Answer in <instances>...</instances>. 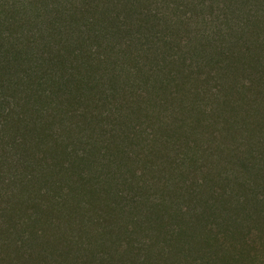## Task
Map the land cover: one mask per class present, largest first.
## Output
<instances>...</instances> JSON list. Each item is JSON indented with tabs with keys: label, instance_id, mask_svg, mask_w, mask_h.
Here are the masks:
<instances>
[{
	"label": "trees",
	"instance_id": "16d2710c",
	"mask_svg": "<svg viewBox=\"0 0 264 264\" xmlns=\"http://www.w3.org/2000/svg\"><path fill=\"white\" fill-rule=\"evenodd\" d=\"M144 2L0 0V264H264V0Z\"/></svg>",
	"mask_w": 264,
	"mask_h": 264
},
{
	"label": "rangeland",
	"instance_id": "374dc122",
	"mask_svg": "<svg viewBox=\"0 0 264 264\" xmlns=\"http://www.w3.org/2000/svg\"><path fill=\"white\" fill-rule=\"evenodd\" d=\"M144 1H145L143 3L144 7L150 6L149 7L150 10L159 14V16H164L160 22V25L163 27H167L169 25L181 22L180 20H183V21L189 23L191 30H194V29L196 30L199 27L202 28V26H205V25H207L208 28L210 27L211 29H213L214 27H217L218 25L225 23L226 20H228V18L232 19L230 16H227L225 10H223V7L218 6V4H215V5L212 4L213 8L211 10L209 8L208 9L205 8L206 5H210L209 3L211 0H205L204 4H202L198 0H169V1H167L168 4H166V2H164V0H144ZM221 7H222V10H221ZM220 14H221V18L218 19L217 17H220ZM225 16H227L228 18H224ZM240 22H241V18H240V21H238L237 23H240ZM231 23H235V20H232ZM185 33H186V35L188 34L187 32H185ZM214 34H215V32H214ZM187 39H189V38H187ZM141 60H143V59H141ZM206 70H208V69L206 68ZM53 220L55 222L58 221V219H56L55 217L53 218ZM99 221H100V219H99ZM73 222H74V220H73ZM24 225H26V224L23 223L22 226L24 227ZM71 225L70 226L61 225V227L64 228L65 233L68 231V234L70 235V237H72L75 241L80 242V243H82L83 241L85 242V239L82 238V233L79 234V232H77V231H72ZM94 226H96V225H94ZM26 227H28V225H26L24 228H26ZM35 227H32V228H34L35 231H38L37 226H35ZM43 227L44 226L39 225V229H41ZM48 231H49V233H46L47 238H49L50 240H52L56 244L57 251L59 253H61L62 251H64V252L68 251L67 245L64 242H60L59 230L57 228H53L52 230L50 228H48ZM137 238H141V239H137ZM117 240L118 241L114 240V242L116 243L115 246L118 249H120V252H121V251L126 250L125 247L128 246L127 244L130 240L133 242V244L134 243L140 244L141 241L145 240V238L136 235V238L135 237H132L131 239L130 238H122V240H121V238H118ZM136 240H138V241H136ZM260 244L261 243L258 241L255 245L253 244L254 246L249 247L252 250V254L260 255V254L264 253V245L260 246ZM262 244H264V242ZM35 250L36 251H35L34 257H32L31 255L27 256V254H25V252L22 250H21L20 255L17 252L18 257H23V259L28 260V262L30 264H33V263L38 262V261H40L41 264H59V263H61V260H60V258H58V256L52 257L50 253H47V254L44 253L40 247H38V248L35 247ZM37 252L39 254H41L43 256V258H41V257L38 258ZM11 257L17 259V261H18V258L16 257V255L14 253L12 254ZM262 257H264V255H261L259 257V259H261ZM74 258L78 259V261H80L81 263H83L86 260L85 257L82 256L81 254H75ZM85 262L88 264L92 263V261L90 259H87ZM188 262H190V260H186L182 263L183 264H189Z\"/></svg>",
	"mask_w": 264,
	"mask_h": 264
}]
</instances>
